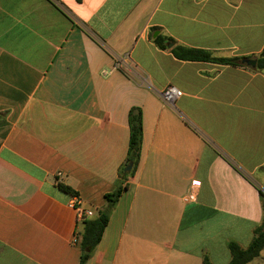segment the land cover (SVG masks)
<instances>
[{"label":"crops","instance_id":"0c3cea01","mask_svg":"<svg viewBox=\"0 0 264 264\" xmlns=\"http://www.w3.org/2000/svg\"><path fill=\"white\" fill-rule=\"evenodd\" d=\"M263 50L264 0H0V264H80L75 198L106 208L133 107L140 164L86 264H229L264 222Z\"/></svg>","mask_w":264,"mask_h":264},{"label":"trees","instance_id":"16d2710c","mask_svg":"<svg viewBox=\"0 0 264 264\" xmlns=\"http://www.w3.org/2000/svg\"><path fill=\"white\" fill-rule=\"evenodd\" d=\"M80 2L81 0H77ZM154 43L160 49H168V44L173 43V40L159 35L154 39ZM172 54L178 60L183 61H195V62H210L218 63L222 65L230 66H243L240 65L242 59L238 58H216L210 52L203 50H196L186 48L182 46L171 49ZM257 70L264 71V50L257 57ZM128 123L130 129V138L128 153L123 167L120 169L119 179L117 183V189L114 193L108 194L107 206L99 212L98 216L92 219L85 220L82 222V243H81V260L80 264H86L92 257L93 252L100 244L104 232L108 227L110 221V214L113 208L118 203L123 192L128 189L126 183L130 177H133L138 170L141 156L142 147L144 142V114L140 107H133L128 114ZM131 166L130 171H126V168ZM58 188L65 193L78 196L71 187L63 183H58ZM261 197L264 207V193L261 192ZM231 260L229 264H249L258 257H260L264 250V222L254 232V237L248 246L243 248L238 243L231 241L228 245ZM204 264H213L208 257L204 258Z\"/></svg>","mask_w":264,"mask_h":264},{"label":"built area","instance_id":"2783aa9c","mask_svg":"<svg viewBox=\"0 0 264 264\" xmlns=\"http://www.w3.org/2000/svg\"><path fill=\"white\" fill-rule=\"evenodd\" d=\"M50 1L57 4L59 3V0H50ZM182 94L183 93L181 90H179L175 86L170 85L160 93V97L167 105L173 106L175 105L176 101L182 96ZM199 185H200L199 181L192 182V188H197ZM189 198L193 199L194 194L191 193ZM75 204H76L79 222H84L85 220H88V218L93 216L94 212L92 210L83 208L80 199L78 197L75 198ZM73 243L75 245L80 243V235H76L74 237Z\"/></svg>","mask_w":264,"mask_h":264},{"label":"water","instance_id":"95a60500","mask_svg":"<svg viewBox=\"0 0 264 264\" xmlns=\"http://www.w3.org/2000/svg\"><path fill=\"white\" fill-rule=\"evenodd\" d=\"M172 43L168 44V47H172ZM244 64L246 66H249V67H253V68H257V60L256 59H247L244 61ZM131 166L127 167L126 168V171H130L131 170Z\"/></svg>","mask_w":264,"mask_h":264},{"label":"rangeland","instance_id":"374dc122","mask_svg":"<svg viewBox=\"0 0 264 264\" xmlns=\"http://www.w3.org/2000/svg\"><path fill=\"white\" fill-rule=\"evenodd\" d=\"M264 255V254H263Z\"/></svg>","mask_w":264,"mask_h":264}]
</instances>
